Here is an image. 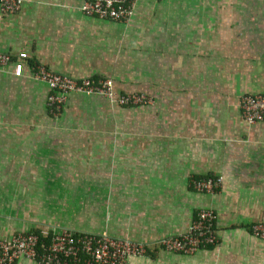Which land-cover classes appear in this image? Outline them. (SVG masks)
Wrapping results in <instances>:
<instances>
[{
  "label": "crops",
  "instance_id": "0c3cea01",
  "mask_svg": "<svg viewBox=\"0 0 264 264\" xmlns=\"http://www.w3.org/2000/svg\"><path fill=\"white\" fill-rule=\"evenodd\" d=\"M82 0H21L0 13V237L34 229L103 232L149 244L123 264H264V118L240 117L241 94L264 92V0H136L125 20L83 14ZM42 63L103 77L121 106L70 92L58 111L30 75ZM219 176L211 192L191 178ZM214 213L216 241L191 254L154 242ZM17 264H35L20 258Z\"/></svg>",
  "mask_w": 264,
  "mask_h": 264
},
{
  "label": "built area",
  "instance_id": "2783aa9c",
  "mask_svg": "<svg viewBox=\"0 0 264 264\" xmlns=\"http://www.w3.org/2000/svg\"><path fill=\"white\" fill-rule=\"evenodd\" d=\"M136 0H82L79 9L85 15L110 20H125L133 12ZM21 0H0V13H14ZM24 52L11 55L0 52V67L11 65V73L19 75ZM30 75L46 85V104L54 114L70 92L85 95L97 94L121 106H135L151 102L143 92L114 93L112 81L103 77L73 78L55 73L42 63L30 66ZM240 117L248 124L264 118V92L241 94L238 98ZM220 183L219 176L191 178L189 185L195 191L213 192ZM248 233L264 240V221H254L247 226ZM46 239L45 241L43 239ZM216 233L214 213L210 209L198 210L188 227L180 233L158 238V249L180 254H191L214 245ZM149 244L125 237H113L103 232L72 231L68 229H38L18 231L0 237V264H17L20 258L35 264H123L127 257L143 255Z\"/></svg>",
  "mask_w": 264,
  "mask_h": 264
},
{
  "label": "trees",
  "instance_id": "16d2710c",
  "mask_svg": "<svg viewBox=\"0 0 264 264\" xmlns=\"http://www.w3.org/2000/svg\"><path fill=\"white\" fill-rule=\"evenodd\" d=\"M32 231L37 232L38 229H34V230H32ZM43 240L45 241L46 239L44 238ZM209 247H211V246H208L207 248H209Z\"/></svg>",
  "mask_w": 264,
  "mask_h": 264
},
{
  "label": "rangeland",
  "instance_id": "374dc122",
  "mask_svg": "<svg viewBox=\"0 0 264 264\" xmlns=\"http://www.w3.org/2000/svg\"><path fill=\"white\" fill-rule=\"evenodd\" d=\"M254 238V237H253ZM255 239H258V238H255ZM259 240H263V239H259Z\"/></svg>",
  "mask_w": 264,
  "mask_h": 264
}]
</instances>
